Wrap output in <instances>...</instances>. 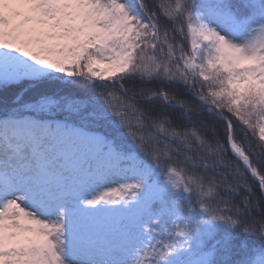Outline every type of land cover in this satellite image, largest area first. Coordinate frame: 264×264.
Here are the masks:
<instances>
[{
    "label": "snow or ice",
    "instance_id": "snow-or-ice-1",
    "mask_svg": "<svg viewBox=\"0 0 264 264\" xmlns=\"http://www.w3.org/2000/svg\"><path fill=\"white\" fill-rule=\"evenodd\" d=\"M0 264H264V0H0Z\"/></svg>",
    "mask_w": 264,
    "mask_h": 264
}]
</instances>
